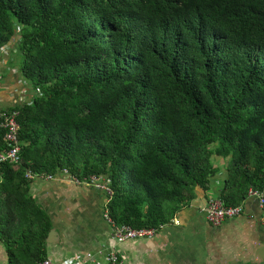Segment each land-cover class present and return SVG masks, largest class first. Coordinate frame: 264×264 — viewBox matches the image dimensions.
I'll return each instance as SVG.
<instances>
[{
    "label": "trees",
    "instance_id": "trees-1",
    "mask_svg": "<svg viewBox=\"0 0 264 264\" xmlns=\"http://www.w3.org/2000/svg\"><path fill=\"white\" fill-rule=\"evenodd\" d=\"M12 41L34 94L10 108L21 162H0L9 264L47 256L28 169L105 175L109 216L135 228L169 221L212 156L229 158L225 205L264 190V0H0Z\"/></svg>",
    "mask_w": 264,
    "mask_h": 264
},
{
    "label": "crops",
    "instance_id": "crops-1",
    "mask_svg": "<svg viewBox=\"0 0 264 264\" xmlns=\"http://www.w3.org/2000/svg\"><path fill=\"white\" fill-rule=\"evenodd\" d=\"M0 51V109L28 102L34 94L25 82L13 45ZM216 173L204 185L190 189L189 198L172 214L174 219L157 229L151 238L117 242L105 220L106 195L93 187L76 184L56 172L52 178H34L28 185L32 196L48 214L55 233L46 242V258L60 264L71 254L91 252L89 264H112L104 253L115 251L119 264H264V220L257 199L246 197L243 212L212 226L203 213L209 195L218 196L227 176L229 158L212 156ZM50 231V230H49ZM0 264L8 252L0 240Z\"/></svg>",
    "mask_w": 264,
    "mask_h": 264
},
{
    "label": "built area",
    "instance_id": "built-area-1",
    "mask_svg": "<svg viewBox=\"0 0 264 264\" xmlns=\"http://www.w3.org/2000/svg\"><path fill=\"white\" fill-rule=\"evenodd\" d=\"M6 45L0 47V51H5ZM18 112L16 110L0 109V130L3 131V138L5 141V148L0 151V162H7L13 165H18L21 162V142L18 138V122H17ZM59 174H64L69 176L72 182L76 184H83L94 189L103 191L106 195V201L108 202L112 197V189L110 188L107 177L105 175L98 176L96 174H91L83 178H78L72 175L66 168L58 171ZM24 176L32 180L34 178L46 177L52 178L53 174L36 173L31 170H26ZM246 197H252L257 199L260 206L264 203V190L256 189L250 187L247 190ZM203 213L207 221L214 227L221 225L225 220L229 218L236 217L243 212V207L239 205H225L220 198V195H209L207 199V204L203 208ZM105 220L112 226V236L117 242H122L137 238H151L157 231L159 227H132L127 224H117L109 216L107 209L104 211ZM174 217L170 218V220ZM105 259L112 264L121 263L120 255L115 251H110L104 253ZM95 260V256L91 252H86L84 254H71L66 258L61 260L60 264H89ZM38 264H52L50 259L45 258L44 260L38 262Z\"/></svg>",
    "mask_w": 264,
    "mask_h": 264
},
{
    "label": "water",
    "instance_id": "water-1",
    "mask_svg": "<svg viewBox=\"0 0 264 264\" xmlns=\"http://www.w3.org/2000/svg\"><path fill=\"white\" fill-rule=\"evenodd\" d=\"M55 233V230L53 228L50 229V231L47 234L46 237V242H50V238L52 237V235Z\"/></svg>",
    "mask_w": 264,
    "mask_h": 264
},
{
    "label": "rangeland",
    "instance_id": "rangeland-1",
    "mask_svg": "<svg viewBox=\"0 0 264 264\" xmlns=\"http://www.w3.org/2000/svg\"><path fill=\"white\" fill-rule=\"evenodd\" d=\"M19 56H18V58L16 57V59H17V61L18 62H21V60H22V58H21V54H18Z\"/></svg>",
    "mask_w": 264,
    "mask_h": 264
}]
</instances>
